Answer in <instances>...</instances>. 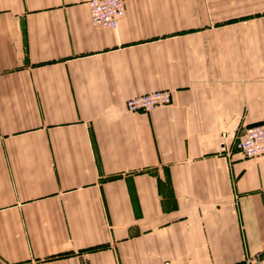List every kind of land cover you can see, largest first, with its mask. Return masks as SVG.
Instances as JSON below:
<instances>
[{
    "label": "crops",
    "instance_id": "1",
    "mask_svg": "<svg viewBox=\"0 0 264 264\" xmlns=\"http://www.w3.org/2000/svg\"><path fill=\"white\" fill-rule=\"evenodd\" d=\"M88 1L0 0V264H264V0Z\"/></svg>",
    "mask_w": 264,
    "mask_h": 264
},
{
    "label": "built area",
    "instance_id": "2",
    "mask_svg": "<svg viewBox=\"0 0 264 264\" xmlns=\"http://www.w3.org/2000/svg\"><path fill=\"white\" fill-rule=\"evenodd\" d=\"M93 24L117 29L126 16L125 0H89ZM173 90H155L129 98L126 101L128 112H150L173 102ZM220 152L232 157L236 152L245 157H257L264 154V120L247 126L235 140L227 141L228 135H221ZM246 264H262L260 256L247 260Z\"/></svg>",
    "mask_w": 264,
    "mask_h": 264
}]
</instances>
